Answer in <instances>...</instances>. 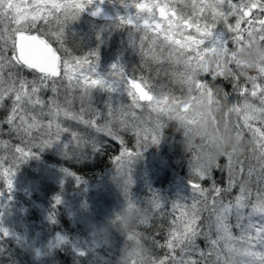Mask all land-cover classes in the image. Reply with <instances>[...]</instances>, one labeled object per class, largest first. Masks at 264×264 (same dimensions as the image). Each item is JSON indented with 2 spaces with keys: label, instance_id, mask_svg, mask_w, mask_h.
Segmentation results:
<instances>
[{
  "label": "snow or ice",
  "instance_id": "1",
  "mask_svg": "<svg viewBox=\"0 0 264 264\" xmlns=\"http://www.w3.org/2000/svg\"><path fill=\"white\" fill-rule=\"evenodd\" d=\"M92 3L93 0H0V149L6 151L8 159L31 155V149L49 146L65 133L71 134L76 147L94 145V133L106 134L123 144L124 133L130 130L141 140L158 141L164 125L152 117L160 107L150 78L130 76L119 63L112 65L108 76L101 75L98 52L73 55L66 46V19H76ZM132 3L137 9L136 17L120 19L139 31L132 43L138 46L142 61L150 57L164 65L183 57L192 36L196 38L191 49L195 55L188 56L189 61L199 57L201 48L204 52L226 51L232 46L219 25L233 34L231 39L237 45L256 38L264 41V0ZM100 11L98 8L93 15ZM45 27L49 30L45 31ZM40 39L47 48L39 47ZM142 68L148 69L147 63H142ZM260 73L228 81L218 79L225 93L235 94L243 102L238 127L247 128L255 138L257 163H246L231 154L221 158L227 161L224 165L195 158L191 161L189 197L172 202V211L165 213V202L153 195L150 206L157 216L171 217L163 242L157 239L159 233H152L154 245L164 250L158 264H264V127L252 123L264 119L258 115L264 113V69ZM122 84L127 87L122 88ZM141 88L146 94L143 99L137 92ZM99 90L108 94L101 101L103 107L96 104L94 96ZM136 154L125 147L116 155L121 171ZM7 163L0 156V176L10 177L12 169ZM221 172L226 173L224 179L218 177ZM12 183L9 178V188ZM131 183L129 177L127 184ZM56 202H60L59 197ZM50 218L54 221V216ZM160 228L163 231V225ZM0 231L8 233L7 229ZM66 239L57 234V243Z\"/></svg>",
  "mask_w": 264,
  "mask_h": 264
},
{
  "label": "rangeland",
  "instance_id": "2",
  "mask_svg": "<svg viewBox=\"0 0 264 264\" xmlns=\"http://www.w3.org/2000/svg\"><path fill=\"white\" fill-rule=\"evenodd\" d=\"M98 8L113 14L114 19H98L89 16L85 12L86 9L97 10ZM136 15L137 9L134 7L132 0H93V3L87 5L76 19L73 20L71 16L66 19V32L77 40V46L80 50L78 55H85L93 51L98 52L101 75L108 76L112 72V65L119 63L130 76L136 75L139 77L144 75L146 78H150L149 83L154 86L152 92L155 102L160 107V111L152 113V117L153 120L158 118L164 128L157 142H153L151 139L141 140L132 134L131 130L124 133L125 142L123 144L115 140L120 146L119 150L122 152L125 147H128L134 149L137 154L126 163L123 171L118 167L117 160L114 159L112 166L97 178L98 181L90 184L83 191L80 188L81 182L78 178L70 176L62 166L64 161L71 160L78 154L83 155L84 146H86L76 147L70 133L63 134L60 139L54 140L49 146L43 148L37 146L31 149V155L26 157L16 156L14 161L24 162L28 173L23 176L15 173L11 177L13 182L11 188L14 189L24 185L29 189L28 192L33 195V200H25L31 206L37 207L41 218L38 219L39 227L27 226L24 218L26 208L21 204V199L24 198L19 193L11 191L10 197L13 201L9 203L10 205L3 213L6 215L5 218L1 217L4 227L0 226V228L7 229L8 233L16 235L18 240L31 253L32 257L30 258L34 261L51 254L67 242L68 238L62 233L58 234L67 239L60 243H57V234L52 238L50 236L43 237L45 235L43 227H40L43 219L50 220V217H55V214L49 216L52 210L58 208L66 211L69 216L87 223L86 220H83L84 216L88 217L87 214L91 216L90 222H92L91 219L94 216L110 214L108 212V202H112L117 208L126 206L125 208L128 209L132 207L134 201L133 208L137 211L142 209L144 204L145 207L148 206L154 194L158 196L166 194L165 196H172L173 199L178 201L182 197L191 195V178L193 176L191 161L199 158L211 164L215 161L216 155L224 152L225 145L222 140L220 141L221 135L217 133L211 124L210 117L213 112L211 113L210 103L213 99L209 98V92L206 88H203V82L201 83L198 76L208 71L212 73L211 70L218 72L228 53L229 58L232 60L235 51L233 48L239 47L230 39L233 34L225 29L223 25H219L220 30L225 32L227 43L232 47L226 51L217 49L211 52H204L201 48L199 57L189 61L187 57L195 55L191 49L195 45L196 38L192 36L187 45L188 50L185 51L183 57L169 61L164 65H158L150 57L142 61L138 46L132 43V39L139 36V31L135 29L134 25L121 22V17L132 16L135 18ZM48 30L45 27V31ZM113 39L117 41L116 47L108 48L111 46ZM248 45L258 49L257 51L260 53V49L264 50V43L256 38L246 45H240L239 51L248 50ZM164 55H166V52ZM209 57L214 62L206 64L205 61ZM135 59L138 61H135ZM142 63H147L150 71L148 69L143 70ZM157 73L159 74L157 75ZM198 83H201L199 88L197 87ZM121 87L126 88L127 86L122 84ZM137 92L142 99L145 98L146 94L143 88L138 89ZM107 95L102 90L96 91L94 93L96 104L103 107L101 101L106 99ZM203 105L208 107L207 114L195 111ZM201 121L205 122V130H196L195 126ZM209 121L211 131L208 130ZM172 122L181 130L180 135H184L188 142L187 146L184 144L185 142H179V139L184 140L183 136L181 138L174 137L175 140L173 141L174 144H178L179 149V158H175L176 162L182 159L180 156L181 146H185V150L190 152L188 157L191 158V161L188 162L185 175H182L179 169L169 162L168 152L172 148L169 145L166 146L165 131L166 127L171 125ZM94 135L97 137L99 135L101 139L99 142H94V147H98L100 143L106 144L114 140L113 137L103 133H94ZM227 140L228 138H226V143ZM0 150V156H3L9 162L6 151ZM44 153L51 154L49 155L50 158H45L46 154L44 155ZM228 154L233 156L235 154L234 157H240L239 151L233 149ZM253 156H255V153H253ZM249 162L257 163L255 159H247L246 163ZM129 177L132 180L131 184H127ZM166 178H168L167 186L164 185L165 182L162 183ZM73 185L76 186L72 187ZM125 188L128 189L127 194ZM44 190L50 192V194H44ZM48 195L53 198L52 201L48 198ZM57 197L60 198L59 203L56 202ZM36 199L37 201H34ZM180 202L183 203V201ZM87 224L89 225V223ZM94 228L92 230L96 231ZM2 234L5 235L4 232ZM74 246L77 247V244H74Z\"/></svg>",
  "mask_w": 264,
  "mask_h": 264
},
{
  "label": "trees",
  "instance_id": "3",
  "mask_svg": "<svg viewBox=\"0 0 264 264\" xmlns=\"http://www.w3.org/2000/svg\"><path fill=\"white\" fill-rule=\"evenodd\" d=\"M116 42L113 39L110 44L111 46L108 48H115ZM239 47L233 48L235 51L233 52L232 60L229 58V53L227 54L224 64L219 67L218 72L211 70L212 73L208 71L198 76V79L203 82V88L208 90L209 98L213 99L212 103H210L212 108L211 113L213 112V115L210 117L211 124L217 133L221 135L220 141L222 140V143L225 145L224 152L219 151L220 153L216 155L215 161L211 162L212 165H216L217 163L226 164L227 161L221 158L232 149L239 151L241 159L254 160L253 149L256 147L255 139L247 128L238 127L242 123L243 110L241 105L243 102L239 101L235 94L230 96L225 93L223 91V84L218 82L220 77H223L224 81H228L230 78L238 76L261 75L260 70L264 69V50L260 49V53L257 51L258 49L248 45V50L240 52ZM250 60H254V63L250 62ZM209 75L213 78L208 79ZM261 107H264V105H261ZM258 115L264 116V113H258ZM172 123L166 127L165 131L166 146L169 145L172 148L168 152L169 162L173 163L182 175H185L187 173L188 162L191 161V158L188 157L190 152L185 150V146H181L180 156L182 159L176 162L175 158H179V149L178 144H174L173 141L175 140L174 137L181 138L183 136L184 140L181 141L179 139V142H185L186 146L188 142L184 135H180L181 130L176 127V124ZM252 123H259L260 126L264 127V119L259 122L253 121ZM94 137V142L101 140L99 135L98 137L94 135ZM226 138H228L227 143ZM3 139H8V137H3ZM91 145L87 144L84 146L83 155L78 154L73 159L62 163L64 170H68V174L71 173L69 174L70 176L78 178L81 182L80 188L82 191L87 189L90 184L96 183L98 181L97 178L112 166L116 155L121 152L119 150L120 146L115 140H111L106 144L100 143L98 147H94L93 144ZM49 155L51 154H46L45 158H50ZM9 160L6 166L12 169L10 177L0 176V226L4 224L2 218L6 216L3 214L5 209L13 201L10 197V192L14 191L24 198L21 199V204L26 208L24 218L27 226H33L32 228L39 227L38 219L41 217L37 211V207L31 206L25 200H33V195L28 192L29 189L24 185V187L21 185V187H15L14 189L7 187V180L15 175V173L21 176L27 175V166L24 162H19V160ZM48 160L50 161V159ZM218 177L224 179L226 173H218ZM167 179L162 182H165V186H167ZM75 186L73 185L72 187ZM44 194H50V192L44 190ZM165 195L161 194L159 197L165 202V213H168L172 211L171 204L176 200L172 196ZM48 198L51 201L53 200L49 195ZM34 201H37V199ZM133 202L132 207L128 209L125 208L126 206L117 208L112 202H108V212L110 214L94 216L91 219L92 222H90L91 216L89 214H87L88 217L84 216L83 220H86L89 225L86 222L83 223L69 216L66 211L59 210L58 208L52 210L49 216L55 214L54 221L53 219H43V223L41 222L40 228L43 227V233L45 234L43 237L50 236L52 238L56 234L62 233L68 239L59 249L39 258L37 261L30 258L32 257L31 253L23 246L16 235L10 233L3 235V231H0V264H121L122 257L133 249L136 251V256L131 259L130 264H145L146 258L150 259L153 264H158L159 257L163 254L164 250L158 249L154 245L152 233H159L157 239L163 242V237L168 228V220L171 217L167 215L163 218L158 217L150 206V203L146 207L144 204L142 209L135 211ZM72 218L73 221L71 220ZM153 224L156 227L150 229L149 226ZM160 225H163V231ZM93 227H95L96 231L92 230ZM74 244H77V247Z\"/></svg>",
  "mask_w": 264,
  "mask_h": 264
},
{
  "label": "clouds",
  "instance_id": "4",
  "mask_svg": "<svg viewBox=\"0 0 264 264\" xmlns=\"http://www.w3.org/2000/svg\"><path fill=\"white\" fill-rule=\"evenodd\" d=\"M213 62L214 61L212 60L211 57H209L208 60L205 61L206 64H211ZM250 62L254 63V60H250ZM195 111H197V112H204L205 114H207L208 107H207V105H203V106H200L199 108L195 109ZM195 129L196 130H199V131L205 130V122L204 121H201L199 124H197L195 126ZM208 130L209 131L212 130L211 125H210V121H209ZM221 134H223V133H221ZM135 256H136V251H135V249H133V250H131L130 253L125 254L122 257L121 264H130L131 259L134 258ZM145 264H153V262L150 259L146 258Z\"/></svg>",
  "mask_w": 264,
  "mask_h": 264
},
{
  "label": "flooded vegetation",
  "instance_id": "5",
  "mask_svg": "<svg viewBox=\"0 0 264 264\" xmlns=\"http://www.w3.org/2000/svg\"><path fill=\"white\" fill-rule=\"evenodd\" d=\"M88 10H90V11H92V12H96V10H94V9H86V13L89 15V16H91V17H94V18H98V19H109V20H113L114 19V17L113 18H104V17H102L100 14L99 15H93V14H89L88 13ZM66 34V39H65V41H66V46L67 47H69V48H71L72 49V52H73V55H78V53H79V49H78V42H77V40H75L72 36H70V34H68L67 32L65 33ZM135 61H138V60H136L135 59ZM137 63V62H136Z\"/></svg>",
  "mask_w": 264,
  "mask_h": 264
},
{
  "label": "water",
  "instance_id": "6",
  "mask_svg": "<svg viewBox=\"0 0 264 264\" xmlns=\"http://www.w3.org/2000/svg\"><path fill=\"white\" fill-rule=\"evenodd\" d=\"M88 13H89V14H93L94 12L88 10ZM99 14H100L102 17H104V18H113V17H114L113 14L109 13L108 11H106V10H104V9H102V10L99 12ZM99 14H98V15H99ZM37 43H38V45H39L40 48H42V49H43V48H47V44H46V42L43 41L42 39L38 40ZM48 51L50 52L51 49H48Z\"/></svg>",
  "mask_w": 264,
  "mask_h": 264
}]
</instances>
